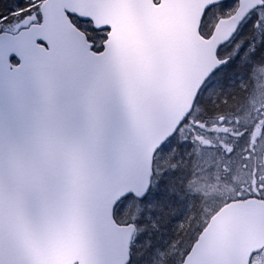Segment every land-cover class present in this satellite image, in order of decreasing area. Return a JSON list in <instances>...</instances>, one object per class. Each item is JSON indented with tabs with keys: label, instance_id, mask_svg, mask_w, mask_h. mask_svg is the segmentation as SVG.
I'll use <instances>...</instances> for the list:
<instances>
[{
	"label": "snow or ice",
	"instance_id": "obj_1",
	"mask_svg": "<svg viewBox=\"0 0 264 264\" xmlns=\"http://www.w3.org/2000/svg\"><path fill=\"white\" fill-rule=\"evenodd\" d=\"M0 264H264V0H0Z\"/></svg>",
	"mask_w": 264,
	"mask_h": 264
}]
</instances>
